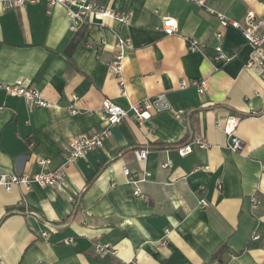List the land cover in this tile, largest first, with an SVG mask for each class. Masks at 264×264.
<instances>
[{"label": "crops", "instance_id": "0c3cea01", "mask_svg": "<svg viewBox=\"0 0 264 264\" xmlns=\"http://www.w3.org/2000/svg\"><path fill=\"white\" fill-rule=\"evenodd\" d=\"M90 1L128 21L91 16L73 31L64 7L48 15L45 2L9 10L0 3V83L25 79L48 102L29 108L0 92V174L40 173L39 159L50 160L52 170L63 166L68 140L108 127L105 99L128 108L165 93L173 111L141 125L130 116L112 126L103 148L65 167V193L38 185L0 188V258L5 264H264V81L245 67L251 48L240 30L226 31L224 54L233 57L227 64L190 52L185 41L198 39L214 55L219 20L210 10L243 22L249 11L262 15V2ZM168 17L178 22L172 36L163 29ZM119 37L133 44L123 62L127 96L108 68ZM183 79H204L206 92L192 85L180 90ZM229 116L242 118L238 153L217 128ZM199 137L209 148L178 154ZM139 148L149 149L145 163L135 158ZM124 168L140 182H130ZM254 195L262 202L257 207ZM68 238L74 243L65 244ZM98 244L113 251L101 257Z\"/></svg>", "mask_w": 264, "mask_h": 264}, {"label": "built area", "instance_id": "2783aa9c", "mask_svg": "<svg viewBox=\"0 0 264 264\" xmlns=\"http://www.w3.org/2000/svg\"><path fill=\"white\" fill-rule=\"evenodd\" d=\"M260 1L264 6V0ZM40 2L46 3L48 15H52L55 8L59 6L64 7L68 12L70 29L73 31H78L85 27L90 22L91 16H96L99 19L116 18L123 22L128 21L127 15L119 14L106 6L90 0H0L5 10L23 8L28 4ZM199 4L206 8L205 3L199 2ZM210 11L219 20V28L214 33L217 40V45L214 48V55H210L207 52L205 45L200 40L191 37L185 39L188 50L193 53H201L210 60L227 64L233 57L224 54L223 45L226 31L230 27L240 30L246 44L251 48V53L245 67L257 72L264 81V12L259 16L254 11H249L245 20L241 22L229 18L222 12H217L215 10ZM163 29L166 35H175L178 29L177 20L171 17L165 18ZM116 47L117 53L113 60L109 62L108 68L109 71L119 79L122 95L127 96L126 84L122 77L124 68L123 62L126 57V52L133 49V44L130 40L119 37L116 42ZM190 85L195 87L199 94H204L206 92V81L204 79L194 80L192 84H189L187 80L183 79L179 82V89L185 90ZM0 92L4 93L7 97L23 100L29 108H44L48 105L43 94L29 84L27 80L22 78L12 83H0ZM3 109L4 107L0 106V112ZM165 111H173L167 94L165 93L131 103L128 108H123L112 100L105 99L102 103V113L108 122V127L98 132L80 134L68 140L63 146L66 160L63 166L52 170L49 168L51 164L50 160L39 159L38 164L42 167L40 173H1L0 188L10 192L14 187L20 186L30 191L35 185H38L41 187H52L59 192L65 193L70 189L65 174V167L74 165L79 159L86 158L91 152L103 148L105 141L111 136L112 126L121 124L130 116L141 125L150 121L155 114ZM71 112L76 114L77 110L71 108ZM175 114L177 118H181L179 112ZM241 120L242 118L240 116H229L224 122L217 123V128L222 130L229 138L228 149L233 153H238L244 148V142L237 136V129ZM194 145H199L202 148H209L208 142L204 138L199 137L192 143L178 147L177 152L181 157H186L193 152ZM134 155L138 162L145 163L149 155V149H134ZM165 167H170V163L165 164ZM124 175L134 184L140 182L132 176L128 168H124ZM135 194H141L139 188L135 190ZM251 201L255 207L262 203L257 195H254ZM200 206L207 208L209 203L207 200L203 199L200 201ZM42 236L47 240L50 234L49 232H43ZM64 243L73 244L74 239H65ZM96 248L97 253L101 257L113 251L109 245L98 244ZM0 264H5L1 258Z\"/></svg>", "mask_w": 264, "mask_h": 264}, {"label": "trees", "instance_id": "16d2710c", "mask_svg": "<svg viewBox=\"0 0 264 264\" xmlns=\"http://www.w3.org/2000/svg\"><path fill=\"white\" fill-rule=\"evenodd\" d=\"M190 143V142H189ZM186 144H188V143H186ZM185 145V144H184ZM92 180H93V178H91L90 180H89V184L92 182Z\"/></svg>", "mask_w": 264, "mask_h": 264}]
</instances>
